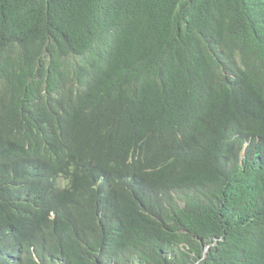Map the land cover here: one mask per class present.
Wrapping results in <instances>:
<instances>
[{"label": "trees", "instance_id": "obj_1", "mask_svg": "<svg viewBox=\"0 0 264 264\" xmlns=\"http://www.w3.org/2000/svg\"><path fill=\"white\" fill-rule=\"evenodd\" d=\"M0 264H264V0H0Z\"/></svg>", "mask_w": 264, "mask_h": 264}, {"label": "clouds", "instance_id": "obj_2", "mask_svg": "<svg viewBox=\"0 0 264 264\" xmlns=\"http://www.w3.org/2000/svg\"><path fill=\"white\" fill-rule=\"evenodd\" d=\"M74 80V79H73ZM72 80V81H73ZM67 84L70 83V78H66ZM67 84H62V81L57 83V87L59 89H67ZM9 140L21 143L24 139L23 133L20 129H16L15 131H11L8 135ZM80 149L81 155L85 158L87 164H91L92 152L89 151L84 145L77 144ZM21 148V147H20ZM22 151V149H21ZM45 159L54 167L56 172V180L59 182V186L63 187L67 183L64 178V164L67 157V152L63 147L58 146L51 139L48 144L45 146L44 152ZM29 167V170H26ZM26 173V176L23 177L25 180L31 179L36 174V168L31 161L26 158L25 169L23 170ZM22 171V172H23ZM63 183V185H62Z\"/></svg>", "mask_w": 264, "mask_h": 264}, {"label": "bare ground", "instance_id": "obj_3", "mask_svg": "<svg viewBox=\"0 0 264 264\" xmlns=\"http://www.w3.org/2000/svg\"><path fill=\"white\" fill-rule=\"evenodd\" d=\"M263 4V3H262ZM263 6V5H262ZM134 38V37H133ZM246 93V92H245ZM221 105V104H220ZM163 169V168H162Z\"/></svg>", "mask_w": 264, "mask_h": 264}, {"label": "rangeland", "instance_id": "obj_4", "mask_svg": "<svg viewBox=\"0 0 264 264\" xmlns=\"http://www.w3.org/2000/svg\"><path fill=\"white\" fill-rule=\"evenodd\" d=\"M62 185H63V183H62Z\"/></svg>", "mask_w": 264, "mask_h": 264}]
</instances>
